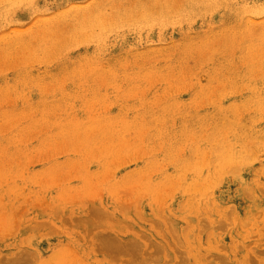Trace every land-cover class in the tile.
<instances>
[{
    "label": "rangeland",
    "instance_id": "obj_1",
    "mask_svg": "<svg viewBox=\"0 0 264 264\" xmlns=\"http://www.w3.org/2000/svg\"><path fill=\"white\" fill-rule=\"evenodd\" d=\"M0 264H264V0H0Z\"/></svg>",
    "mask_w": 264,
    "mask_h": 264
},
{
    "label": "bare ground",
    "instance_id": "obj_2",
    "mask_svg": "<svg viewBox=\"0 0 264 264\" xmlns=\"http://www.w3.org/2000/svg\"><path fill=\"white\" fill-rule=\"evenodd\" d=\"M131 244V243H130ZM113 247V246H112ZM129 247V246H128ZM132 247H133V242H132ZM134 248V247H133ZM131 249V248H130ZM132 250V249H131Z\"/></svg>",
    "mask_w": 264,
    "mask_h": 264
}]
</instances>
